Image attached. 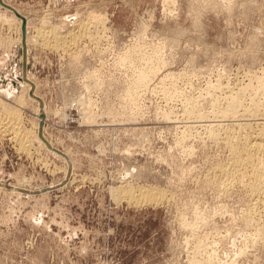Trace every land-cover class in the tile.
I'll use <instances>...</instances> for the list:
<instances>
[{
    "label": "rangeland",
    "instance_id": "rangeland-1",
    "mask_svg": "<svg viewBox=\"0 0 264 264\" xmlns=\"http://www.w3.org/2000/svg\"><path fill=\"white\" fill-rule=\"evenodd\" d=\"M164 1L0 0L24 35L56 24L64 47L76 19L106 20L65 50L27 37L26 60L0 3V103H21L34 145L0 135V264H264V204L248 176L225 186L222 141L264 113V0ZM156 48L161 70L135 84ZM122 180L131 201L158 202H116Z\"/></svg>",
    "mask_w": 264,
    "mask_h": 264
},
{
    "label": "bare ground",
    "instance_id": "bare-ground-1",
    "mask_svg": "<svg viewBox=\"0 0 264 264\" xmlns=\"http://www.w3.org/2000/svg\"><path fill=\"white\" fill-rule=\"evenodd\" d=\"M2 8H4V7H2ZM4 9L9 11L7 8H4ZM14 10L17 11L16 9H14ZM17 13H19V12H17ZM10 14H11L10 20H13L14 19L13 17L15 16V14H14L13 11ZM12 14L14 15L13 17H12ZM19 15L25 18L24 15H22L20 13H19ZM15 18H17V17L15 16ZM103 18H104L103 16H100V15H97V14L95 15V13L92 14V12H91L86 17L84 16L83 18L76 19V21L73 23L74 26H75L74 29L69 28V29H71V30H69V32L77 31L78 34L76 36H72L71 40H69V41L67 40V41L68 42L71 41L70 43H73L74 40L75 41L77 40L76 38L82 37L84 35H89L88 34L89 33L88 30L90 28L98 29V30H99V28H98L99 26L104 28L103 25H104V22L106 20L104 21ZM18 20H19V22L21 24L22 23L21 20L20 19H18ZM24 22H25V20H24ZM39 23H41V22H39ZM20 24H19V26H20ZM12 26H14V24ZM12 26L9 29L13 28ZM69 26H71V25H68V27ZM67 29H66V32H67ZM101 30H103V29H101ZM94 31H96V30H94ZM62 34H64V33H62ZM66 34L68 36L70 33L68 34V32H67ZM74 34L75 33H73V35ZM94 34H98V33H94ZM18 37L19 38H17L16 40L13 39L12 43L15 42L20 47V44H22L24 42V45H26L25 48H26V51H27L26 52V54H27L26 60H28L29 47H28L26 39H27V37L29 38V36H27V33H26L23 36L24 41L21 40V37L19 35H18ZM67 38L70 39V37L63 36V35H61L60 32H58V28H57L56 24L55 25H51V24L49 25V23L48 24L47 23H42V24H40V27L36 28L35 35H33V37H31V35H30L29 43L33 42L37 46L38 45H40V46L42 45L43 47L47 46L50 49H54V50H55V48L62 49V50L64 49L65 50L71 44L69 43V45L67 44L68 47H64V45H62V44H65V43L64 42L62 43L61 41L66 40ZM156 49H155L154 55L150 52V54H152L151 55L152 57L151 56L148 57V59L146 61L150 62L151 59L153 58L154 62L156 61V63L157 62L160 63V61H158L159 59L161 60V58H159V52L160 51L158 49H157L158 51H156ZM153 51H154V49H153ZM152 62H150L149 65H151ZM161 62H163V61L161 60ZM161 64H163V63H161ZM154 67L153 66L150 67V68L148 67V69H149L148 71H141L140 73H138V75L135 77L136 79L133 78L135 80L134 83L138 84V85H141L143 83V81L148 78L147 73H149L150 79L154 78L155 75L157 74V71L161 70V69L158 68L159 66H156L157 68L156 67L154 68ZM166 69H167V67H166ZM27 76H31V73L30 72L27 73ZM25 86H26V84L24 83V87ZM247 87L250 89L251 86L247 83V84H244L243 87L242 86L240 88L237 87L238 91L236 93L231 92L230 96L228 97V100L230 102H234L236 104L237 103L238 94L243 92L244 88L247 89ZM259 87H261L262 93L264 95V82L263 83H259L258 84V89H259ZM88 98L90 99V97H88ZM88 98L84 99V100H87V102H89V104H90V100ZM263 100H264V98H263ZM79 101H80V99H79ZM89 104L87 106H89ZM185 104H189V107L186 108L187 111L188 110H193L195 108V106H196L194 101L191 98H189V99L187 98V103L185 102ZM20 105H21L20 102H17V104H14V106H11V105H8V104L6 105L5 102L4 103H2V102L0 103V135L4 136L6 133L12 135L11 138L13 139V141H16V143L18 144V147H19L18 149H20V150H22L24 152H29V149L32 148V146H34V145H33L32 140L30 138H28V134L26 133V131L22 128V124H21V118H22L21 112L22 111H21V109H19ZM85 107H86V105H85ZM89 108H91V107H89ZM87 110H88V108H87ZM243 116H259V117L261 116L260 119L262 121L260 120V123L259 122L258 123H253V125L256 127V132H254L253 134H248V132H246V133L243 132L241 134L242 128L240 127V124H234V127L231 128V129H229V128L224 129L225 130V136L222 138V141H223V144L228 147L229 153H230V157H229L230 164L224 170L225 175H226V178H225L226 184H225V186L229 185L233 180H239L240 182H242L248 176L252 180V184L249 187L250 188L249 189L250 197L255 198V203H257V204L263 203L264 204V113L263 114L262 113H260V114L259 113H254L252 115H250L249 113H246ZM87 117H89V116H87ZM164 117L168 118V115L165 114ZM85 120H86V118H85ZM216 125L211 124V125L208 126V130H211L210 131V136L212 138H214V139L217 138V135L214 132L215 131L214 129H215ZM243 128L246 129V125ZM2 136H0V137H2ZM33 152H34V150H33ZM45 165H46V163H45ZM127 181L122 180L121 183L119 185H117V187H114V188L111 187L109 189L110 190L109 192L111 193V195L113 197H115L116 202H117L118 199H119V201L121 199H123V200L125 199V201H128L129 203H133L135 205H138V204H145V205H147V204H156L158 202L155 199L148 198V197L140 198V199L135 198V199H133L131 201V199L128 197V192H127V189H126V185L129 184V182H127ZM255 232H256V235H255V238H254L253 242L263 241L264 240V224L261 225V227L257 228L255 230ZM204 264H211V263L208 262V260H206Z\"/></svg>",
    "mask_w": 264,
    "mask_h": 264
},
{
    "label": "water",
    "instance_id": "water-1",
    "mask_svg": "<svg viewBox=\"0 0 264 264\" xmlns=\"http://www.w3.org/2000/svg\"><path fill=\"white\" fill-rule=\"evenodd\" d=\"M1 5L6 7V8H8L9 10H12L14 12L15 16L21 20V22H22V24H21V32H22V37H23L24 36V31H25L24 18L22 16H20L19 13H17V11H15L13 8H9L8 6L4 5L3 3H1ZM22 40L24 41V38Z\"/></svg>",
    "mask_w": 264,
    "mask_h": 264
},
{
    "label": "crops",
    "instance_id": "crops-1",
    "mask_svg": "<svg viewBox=\"0 0 264 264\" xmlns=\"http://www.w3.org/2000/svg\"><path fill=\"white\" fill-rule=\"evenodd\" d=\"M13 7V6H12ZM13 8H15V7H13ZM16 10H17V12H19L18 11V9L17 8H15ZM6 10V9H5ZM20 13V12H19ZM20 14H22V13H20ZM23 15V14H22ZM13 42V41H12ZM12 42H10V44H12Z\"/></svg>",
    "mask_w": 264,
    "mask_h": 264
}]
</instances>
